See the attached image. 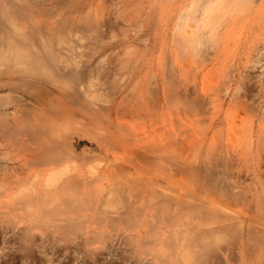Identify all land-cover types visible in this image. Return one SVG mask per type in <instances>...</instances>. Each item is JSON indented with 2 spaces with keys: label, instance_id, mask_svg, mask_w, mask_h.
<instances>
[{
  "label": "bare ground",
  "instance_id": "obj_1",
  "mask_svg": "<svg viewBox=\"0 0 264 264\" xmlns=\"http://www.w3.org/2000/svg\"><path fill=\"white\" fill-rule=\"evenodd\" d=\"M244 1L0 0L1 260L157 264L156 234L159 264H264V0ZM155 163L179 188L146 194Z\"/></svg>",
  "mask_w": 264,
  "mask_h": 264
},
{
  "label": "rangeland",
  "instance_id": "obj_2",
  "mask_svg": "<svg viewBox=\"0 0 264 264\" xmlns=\"http://www.w3.org/2000/svg\"><path fill=\"white\" fill-rule=\"evenodd\" d=\"M247 1L248 0H245L244 1V3H246L244 6H243V8L241 9V12H243V16L245 15L246 16V13H247V18L249 19V17L251 18L254 14L253 13H255V12H253V10H252V8H251V5L250 4H248V6H247ZM250 1V0H249ZM259 2H262L261 0H259ZM249 3V2H248ZM250 7V8H249ZM247 8H248V12H246V10H247ZM244 9H245V11H244ZM252 10V12H251V14H249L250 12L249 11H251ZM253 14V15H252ZM250 15V16H249ZM252 15V16H251ZM242 19H246V17H242ZM244 20H242V22H241V27L243 26V29H244V27L246 26V24H247V22H248V20H246V21H244ZM244 22V23H243ZM246 23V24H245ZM244 24H245V26H244ZM242 29V28H241ZM262 33H261V35L260 36H263V37H261V39H260V37H258L259 39L258 40H260V42H261V40L262 41H264V31L262 30L261 31ZM259 36V35H258ZM256 52H254V54H255ZM66 128V127H65ZM71 129V128H70ZM70 129H67L66 128V130L65 129H63V130H60L61 131V135L62 136H66V137H68V135H71V133H73L72 132V130L74 129H72L71 131H68V130H70ZM65 130V131H64ZM203 131V128H201V130L200 129H189V130H182V129H178V128H175V129H173L171 132H172V137L173 138H181V137H183V136H185L184 134H187V135H193V137H195L194 139H195V141H197V142H199L200 141V138H201V132ZM63 132V133H62ZM76 132H77V130H75V132L73 133V134H76ZM76 137H77V134L75 135ZM75 136H71V137H74L75 139H76V137ZM231 138H232V131L227 127V128H225V129H223V131H220V132H216V133H212V132H210V131H208V135H207V148H209V149H213L214 147H219L220 145H226L230 140H231ZM194 141V142H195ZM86 142V143H85ZM197 142H195V143H197ZM82 145H85V144H87V141H82V143H81ZM191 153H193V150L191 149V150H189V151H187L185 154H186V156L188 157V158H191ZM189 155H190V157H189ZM62 161H64L63 159H61ZM60 160V161H61ZM60 161H58V162H60ZM60 162L58 165H60V164H62L63 162ZM56 163V162H55ZM55 163H53L52 164V166H51V168L53 169V167H55V166H57V163H56V165H54ZM159 164L160 163H157V165H156V163H155V165H145V167H144V171H143V177H144V185H145V190H146V194L148 195H150V197H152V193H151V189L152 188H150V186H148V184L150 183V184H152V185H157V188H159V190L160 189H162L163 190V188H160V187H158V180L159 179H163L164 180V182H162V183H164V184H166V185H168V184H171L172 186H176V187H178L179 188V184L181 183V181H180V177H178V176H175V177H172L170 180H167L166 179V174H168V176H169V173H164V172H162V169L160 168V166H159ZM93 166H94V168H98V163H95L94 162V164H93ZM151 198H146V200H147V202H148V204H146V205H149L150 203H149V200H150ZM158 235L156 236V234H154V237H152V241H151V246L152 247H154V248H151V249H155V251H154V253H152L151 255H153V258H155L156 260V263L157 264H159V257H160V255L158 254V249H156V248H158V246H159V242H158ZM225 245V244H224ZM135 254H133V253H131V254H133V256L131 255L129 258H128V256H126L125 257V254L124 255H122V256H124V257H121V258H119L118 260H113L114 262V264L115 263H117V264H124V262L126 261V263L125 264H135V263H132V262H134V261H137V259H140L139 258V255H138V253H140V252H134ZM137 253V254H136ZM127 254V253H126ZM129 254V253H128ZM135 255V256H134ZM138 255V256H137ZM12 256H10V258H8V259H10V260H8L7 259V261H8V263H9V261L12 263V262H14L13 260H15L16 262V264L18 263V264H21V262L20 261H22L21 259H20V256H18V255H16V256H13V259L11 258ZM217 258H218V256H216ZM221 259H222V261L224 260L221 256H219ZM233 258V256H230V258ZM16 258V259H15ZM131 258V259H130ZM133 258V259H132ZM215 259V257L214 258H209V261H206V258H200V259H202V261L201 262H198V261H200V259H195V264H200V263H202L203 262V260L205 261V263L206 264H218V263H221V262H219V260L221 261V259ZM231 258V261L232 262H234L235 260V258H233L232 259ZM17 259H18V261H17ZM34 259H37V258H32L31 260H29L30 261V263H32V264H35V263H37V264H39V263H41V264H43L42 263V261L41 260H39V258L37 259V261L36 260H34ZM126 259V260H125ZM20 260V261H19ZM32 260L34 261V262H32ZM39 260V261H38ZM125 260V261H124ZM127 260H128V263H127ZM185 260H187L186 258H185ZM207 260H208V258H207ZM216 260H218V262L216 261ZM3 261V262H2ZM7 261L6 262H4V260H1L0 259V263L2 264H8L7 263ZM210 261H211V263H210ZM39 262V263H38ZM11 263H9V264H11ZM15 263H12V264H15ZM204 263V262H203ZM225 263V262H224ZM223 262H222V264H224ZM193 264V263H192ZM231 264V263H230Z\"/></svg>",
  "mask_w": 264,
  "mask_h": 264
}]
</instances>
